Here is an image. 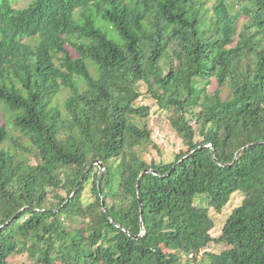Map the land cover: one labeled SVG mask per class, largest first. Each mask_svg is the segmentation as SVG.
<instances>
[{"label": "trees", "instance_id": "16d2710c", "mask_svg": "<svg viewBox=\"0 0 264 264\" xmlns=\"http://www.w3.org/2000/svg\"><path fill=\"white\" fill-rule=\"evenodd\" d=\"M20 1L0 0V264H264V0ZM141 85L173 161L143 156Z\"/></svg>", "mask_w": 264, "mask_h": 264}, {"label": "rangeland", "instance_id": "374dc122", "mask_svg": "<svg viewBox=\"0 0 264 264\" xmlns=\"http://www.w3.org/2000/svg\"><path fill=\"white\" fill-rule=\"evenodd\" d=\"M25 1L26 0H21L18 5H24ZM216 85L217 84L214 82L210 89L214 90L216 88ZM140 90L143 93V96L139 100V104H147L151 106V114L146 119L136 118L135 121H138L140 124L147 125L152 130L153 140L158 146V148L152 147L149 151L145 152L143 156L149 161H173L175 160L176 155L184 150L185 146L183 144V141L177 135L176 131L172 128L166 115L159 110L158 106L155 103V100L149 96L148 87L146 85H141ZM62 100L63 96L61 97V102ZM8 116L9 113H7V116H5L4 108H0V117L2 119H5ZM23 156L24 159L30 161L31 163L36 162L35 158L32 155L23 154ZM61 193L63 195H66L64 191H61ZM209 201V196H207L206 194L198 195L196 197V204L198 206H210ZM242 201L243 195L238 192L232 196L230 202L224 207L222 212H218L214 207H210V213L214 221V226L211 233L214 237H218L221 234L229 214L236 206L241 204ZM226 248L227 245L225 244L212 242L207 250L209 252L220 253ZM202 254L203 253L199 255L197 260H194L190 256H185L184 263L187 262V264H206V260H202L205 255ZM26 260L27 258L25 255H19L14 259L13 264L24 262Z\"/></svg>", "mask_w": 264, "mask_h": 264}, {"label": "water", "instance_id": "95a60500", "mask_svg": "<svg viewBox=\"0 0 264 264\" xmlns=\"http://www.w3.org/2000/svg\"><path fill=\"white\" fill-rule=\"evenodd\" d=\"M94 165H99V166H100V168H101V170H100V175H101L102 171L104 170V165H103L100 161H94V162H92L91 165L87 168L85 174H84L83 177H82V180H83V178L85 177V175L90 171L91 167L94 166ZM149 172H155V171H152V170H149V169H148V170H145V171L143 172L142 176L146 175V174L149 173ZM155 173H157V172H155ZM82 180H81V181H82ZM138 187H139V186H138ZM103 205L105 206V201H104V200H103Z\"/></svg>", "mask_w": 264, "mask_h": 264}]
</instances>
